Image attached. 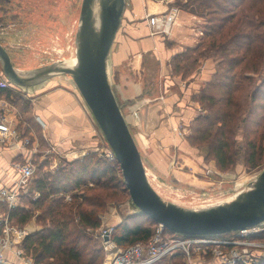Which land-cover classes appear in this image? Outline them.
I'll return each mask as SVG.
<instances>
[{
  "label": "trees",
  "instance_id": "obj_1",
  "mask_svg": "<svg viewBox=\"0 0 264 264\" xmlns=\"http://www.w3.org/2000/svg\"><path fill=\"white\" fill-rule=\"evenodd\" d=\"M4 1L7 0L0 3ZM172 7L205 23L197 45L171 58L172 76L187 80L198 71L202 61L210 59L215 63L210 80L192 95L200 111L188 126L190 134L186 141L194 147H205L207 154L203 160L214 162L221 171L233 166L234 146L239 141L245 166L261 167L264 0H180ZM0 98L18 109L21 116L18 126L23 137L28 138L34 128L39 131L27 101L23 102L6 87H0ZM46 164V160L40 162L38 173L25 187L18 206L6 211L9 221L17 227L32 219L40 226L21 240L24 255L33 264H102L104 252L94 232L101 227V215L107 205L128 194L118 164L93 154L80 161H66L65 166L53 173L43 172ZM66 195L70 198L68 202L64 200ZM155 228V223L135 213L114 228L110 239L118 248L126 249L148 241ZM168 262L185 264L179 254ZM259 264H264V258Z\"/></svg>",
  "mask_w": 264,
  "mask_h": 264
},
{
  "label": "crops",
  "instance_id": "obj_2",
  "mask_svg": "<svg viewBox=\"0 0 264 264\" xmlns=\"http://www.w3.org/2000/svg\"><path fill=\"white\" fill-rule=\"evenodd\" d=\"M125 2L126 8L108 55L106 68L111 90L126 124L131 133L140 138L139 146L149 158L150 172L185 179L195 186H210L214 183L198 180L199 177L189 174L202 171L205 165L203 156L198 152L199 157L191 159L193 153L186 141L185 130H188L186 128L189 122L200 111L199 105L192 101V95L197 94L210 80L215 63L210 59L202 61L198 71L187 80L172 76L169 65L174 55L197 45L200 35L197 25L199 18L178 9L169 35H155L147 17L167 12L171 7L169 3L154 0ZM44 89L46 91L41 93L43 96L37 97L42 102L32 100V118L37 127L42 129L44 139L48 142V138L51 140L50 147L55 150L56 155L62 152L61 148L66 151L68 143L93 149L95 143L99 142L91 138L94 134H90L95 125L77 92L66 83L65 86H58L50 82ZM38 92L39 90L35 93ZM19 126L17 129L22 141L27 137L22 136ZM32 137L31 130L28 136L31 145L27 147H23L20 141L15 144L0 140V190L13 189L18 182L19 175L12 168V163L24 162L33 156L29 150V147L35 148ZM170 150L180 152L182 166L190 169L187 174L180 173L182 167L165 168V156ZM213 167L215 168L214 164ZM148 168L145 166V171ZM6 211L7 203L0 198V221L7 214ZM20 228L24 229L25 226ZM26 228L32 231L29 227ZM7 258L14 260L12 253H7Z\"/></svg>",
  "mask_w": 264,
  "mask_h": 264
},
{
  "label": "rangeland",
  "instance_id": "obj_3",
  "mask_svg": "<svg viewBox=\"0 0 264 264\" xmlns=\"http://www.w3.org/2000/svg\"><path fill=\"white\" fill-rule=\"evenodd\" d=\"M7 1L0 3V44L8 52L10 59L17 70L30 72L46 66L75 59L76 34L79 26V13L82 0ZM162 1L168 2L172 7L174 6V3L180 0ZM204 24V21L199 18V24L197 25L198 33L200 35L197 43L204 32ZM50 82L58 86H65L66 83L67 86H71V88L77 92L86 107L91 120H93V124L95 125V127L93 126L95 128L93 133L92 130L90 133L94 134L91 138L96 139V141L99 140V142L95 143L93 149L80 148L77 146V143H72L70 145L68 143V148H65L66 151L61 148L62 152L56 155L55 150L50 147L52 144L51 140L48 138V142L44 139L45 137L42 133V129L39 128V131H37L34 128L32 139L34 140L35 148L29 147V150L33 152V156L28 159L34 167V176L38 173L37 168L43 160L47 161L43 172L46 171L50 173H53L58 168L65 166L66 161H80L85 156L90 154L113 161L106 157V155L109 156L110 149L102 137L79 88L69 76L54 77L47 80L46 83L44 81L35 87L22 88L15 86L7 80L0 63V86H11L10 89L13 93H16L20 98H22L23 102H28L30 109L33 107L32 100L36 99L42 102V100L37 99V97L43 96L41 93L46 91L44 88L46 85H49ZM35 89V92L38 90L39 92L35 93ZM7 102L12 105L9 101ZM190 124L191 122H189L188 125ZM186 129H188L185 130L186 136H188L190 134V130L188 127ZM131 135L145 171V166L148 168L149 165V158L146 156L145 152H142L140 149V138L135 134L131 133ZM238 142H236V145L234 146V164L227 171H221L216 167L214 168V162L212 161L203 160V164L205 166H203L204 168H202V171L204 175L202 171L196 172L195 174L189 172L190 175L192 174L194 177H199L197 178L198 180L201 179L207 182H213L214 184H211L213 186L209 184L210 186L205 185L204 187H201L202 185H198L200 186L198 187L185 179L179 180L171 175L164 176L159 173L154 174L149 171V168L145 171L148 181L161 199L184 210L202 211L213 208L219 204L226 203L235 195L248 188L249 184H251L264 171V164L261 167L254 169L245 166L243 150ZM188 146L193 153V155L190 156L191 159L196 160V158L199 157L197 156V152L198 154H201L203 158L207 154V149L205 147H194L189 143ZM179 153L180 152L177 150H170L168 155L166 154L164 163L165 168L167 166L177 168L182 167L180 173L182 172L187 174L190 169L186 166H182V156L180 157ZM207 171H209L208 174H206ZM67 197L69 199V195H66L64 199L66 202L70 201ZM34 198L35 197L33 196L32 199ZM136 212L137 211L134 210V207H132L128 194H123L122 200L119 202L107 205L106 211L101 215V227L96 230L93 235L94 238L97 239L100 247L102 246L103 240L99 238V233L102 232V230L113 231L115 227L123 223L129 216H133ZM26 227H29V229L34 231L38 230L40 226H36L35 220L32 219L27 223V225H25V228ZM166 232L168 236H178L177 234H172L168 231ZM234 233L235 232L227 233L222 235V237H230L233 236ZM213 263L215 262L207 264ZM163 264H171V262H164Z\"/></svg>",
  "mask_w": 264,
  "mask_h": 264
},
{
  "label": "water",
  "instance_id": "obj_4",
  "mask_svg": "<svg viewBox=\"0 0 264 264\" xmlns=\"http://www.w3.org/2000/svg\"><path fill=\"white\" fill-rule=\"evenodd\" d=\"M126 8L125 0H82L76 34V57L22 72L0 44V63L7 80L32 88L58 76H69L79 88L96 125L114 155L137 214L164 230L188 238L222 236L264 222V171L248 188L226 203L202 211L165 202L152 188L138 150L108 80L107 59ZM68 62V61H67Z\"/></svg>",
  "mask_w": 264,
  "mask_h": 264
},
{
  "label": "built area",
  "instance_id": "obj_5",
  "mask_svg": "<svg viewBox=\"0 0 264 264\" xmlns=\"http://www.w3.org/2000/svg\"><path fill=\"white\" fill-rule=\"evenodd\" d=\"M178 12L177 7H170L165 13L148 16L152 33L168 36ZM20 123L17 110L5 99L0 98V140L17 144L21 137L17 129ZM20 142L23 147L30 144L28 138ZM109 153L106 157L115 160L112 152ZM12 168L19 175L18 182L13 189L0 190V198L7 203L8 210L18 206L25 186L34 176V167L29 160L13 162ZM208 173L209 171L206 172ZM0 226V264H33L20 246L21 240L30 231L13 225L7 214L1 219ZM111 231L102 230L99 233V238L103 240L102 264H163L177 254L183 257L185 264H259L264 256V222L251 229L235 232L230 237L204 238H188L181 235L171 237L167 235L166 230L156 225L148 241L135 243L126 249L118 248L111 241ZM7 253L13 254V261L7 258Z\"/></svg>",
  "mask_w": 264,
  "mask_h": 264
},
{
  "label": "bare ground",
  "instance_id": "obj_6",
  "mask_svg": "<svg viewBox=\"0 0 264 264\" xmlns=\"http://www.w3.org/2000/svg\"><path fill=\"white\" fill-rule=\"evenodd\" d=\"M67 64H68V66H73V64H74V62L73 61H68V62H66Z\"/></svg>",
  "mask_w": 264,
  "mask_h": 264
}]
</instances>
